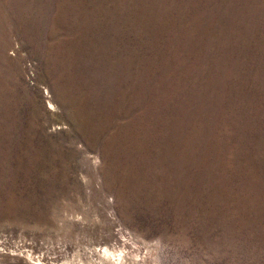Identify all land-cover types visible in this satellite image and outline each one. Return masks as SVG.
I'll return each mask as SVG.
<instances>
[{
  "label": "rangeland",
  "instance_id": "rangeland-1",
  "mask_svg": "<svg viewBox=\"0 0 264 264\" xmlns=\"http://www.w3.org/2000/svg\"><path fill=\"white\" fill-rule=\"evenodd\" d=\"M108 246L264 264V0H0V264Z\"/></svg>",
  "mask_w": 264,
  "mask_h": 264
},
{
  "label": "bare ground",
  "instance_id": "bare-ground-1",
  "mask_svg": "<svg viewBox=\"0 0 264 264\" xmlns=\"http://www.w3.org/2000/svg\"><path fill=\"white\" fill-rule=\"evenodd\" d=\"M102 251V250H101ZM101 260L107 264H146L139 259L138 253L127 254L124 248L110 249L109 246L105 247L102 251ZM129 252V251H128ZM100 254V253H99ZM130 255V256H129ZM90 264H98L93 262Z\"/></svg>",
  "mask_w": 264,
  "mask_h": 264
}]
</instances>
